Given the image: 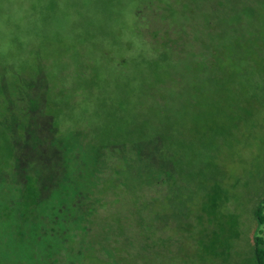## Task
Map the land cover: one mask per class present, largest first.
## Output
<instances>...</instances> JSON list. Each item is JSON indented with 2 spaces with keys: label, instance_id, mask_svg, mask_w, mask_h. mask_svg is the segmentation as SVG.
<instances>
[{
  "label": "rangeland",
  "instance_id": "1",
  "mask_svg": "<svg viewBox=\"0 0 264 264\" xmlns=\"http://www.w3.org/2000/svg\"><path fill=\"white\" fill-rule=\"evenodd\" d=\"M83 134L75 206L17 215ZM0 194V264H257L264 0H0Z\"/></svg>",
  "mask_w": 264,
  "mask_h": 264
},
{
  "label": "trees",
  "instance_id": "2",
  "mask_svg": "<svg viewBox=\"0 0 264 264\" xmlns=\"http://www.w3.org/2000/svg\"><path fill=\"white\" fill-rule=\"evenodd\" d=\"M86 137H88V139H89V136L87 134L80 135L79 144L74 147V151H71V147L70 148L67 147L66 145H68V144L64 143L65 150L62 151V154H63V157L65 159V167H63V170L60 172L61 173V180L58 181V183L55 182L52 189H50V191L46 195L47 199H46L45 194L41 190L39 184H37V182L44 177V173L42 172L41 169L35 168L34 166L29 168L28 174L26 176V181L28 184L26 183V185H25L26 188L23 191V194L22 193L20 194L21 198H22V203L21 204L19 203L18 208L14 211L17 215L21 213V209L24 206L23 205L24 202H25V207H26L27 212H29V210H31V209L39 210L41 208L44 210V212H47L48 206H50V202L52 201L54 194H58L60 197H63L62 195L64 194L65 196H67L69 198V200L71 202H73V206H75V204L78 202L77 198H79L83 194L79 190V188H81V187H79L77 182L73 181V179H75V178H80V180H81V178L84 180L87 179V177L86 178L83 177V175H85L86 173L84 171H82V169L86 168V163L87 164L91 163V160L88 159V157L91 158L93 161L98 160L97 164L95 163V168H91V169H94L93 170L94 174H97V172H99V170L102 168V160L100 158V155L102 154V151H101L102 149H100V151H99L97 148H94L95 146L93 147V145H91L89 143L87 145H85L86 146V148H85L84 145L82 144V142H83V140L84 141L87 140ZM75 141H77V139H75ZM73 144H74V141H73ZM80 146L84 147L85 151H87V149H90L91 153L89 154V156L86 157L83 150H81V153L77 150V148ZM55 147H57V144L55 145ZM61 148H62V146H61ZM94 151H95V153H94ZM92 154H94V155L90 156ZM78 155L80 157H82V159H83V164L81 165L82 167L79 164L76 165L70 159L73 156H78ZM147 165H149V164H147ZM149 167H150V165H149ZM80 168H81V170H80ZM150 168H152V167H150ZM87 169H90V168H87ZM88 173L89 172H87V174ZM36 174H37V176H36ZM97 177H100V176L97 175ZM88 181H92V180H88ZM73 182H75V183H73ZM14 184H15V186L12 188V191L10 193H12L17 188V186L19 184L17 177H16ZM86 185L88 186V184H86ZM67 188H69L70 192L66 191ZM43 195L45 196L44 198H42ZM1 196L4 198L5 195H1ZM53 207H54V211H55L54 213L59 212V211L62 213L61 210L57 211L56 206L53 205ZM34 210H32V211H34ZM8 211L11 213L8 212L7 214L13 215L14 212H12L10 208ZM0 212H1V210H0ZM0 216L2 217V215H0ZM255 217H256L259 225L264 226V214H263V212L258 211L255 214ZM55 218H57V217H55ZM77 218L78 217L75 216L74 209L71 207L68 210V218L63 219V220L66 222V224L73 222V224L76 225L75 221H77ZM80 218L82 219L80 221L81 223L86 222L85 217H84V219H83V217H80ZM38 219L39 218L36 219V221H37L36 223H38ZM42 220H44V218ZM58 221L60 222V224ZM26 222L27 221H25L24 223L26 224ZM39 223H42V222H39ZM61 224H62V221L59 218H57L56 223L55 224L53 223L52 230H51V233L58 236L59 238H63V236H61V234H59V231H58V227ZM51 225H52V222H51ZM77 229H80V227H78ZM40 231L45 232L48 230L44 226V227H41ZM255 256H256L257 264H264V239L263 238L256 237V239H255Z\"/></svg>",
  "mask_w": 264,
  "mask_h": 264
}]
</instances>
